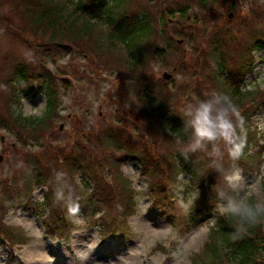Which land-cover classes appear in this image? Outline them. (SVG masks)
<instances>
[{
  "label": "trees",
  "instance_id": "16d2710c",
  "mask_svg": "<svg viewBox=\"0 0 264 264\" xmlns=\"http://www.w3.org/2000/svg\"><path fill=\"white\" fill-rule=\"evenodd\" d=\"M226 1L8 0L23 21L10 31L36 51L33 63H27L22 57L8 56L0 68L4 83L10 86L5 101L0 102V128H7L16 136L17 142L11 143L12 149L15 146L25 153V157L15 163L19 169L9 170L0 185V234L11 246L30 240L24 230L3 221L20 198L17 205H35L41 213L47 210L44 222L50 235L64 236L74 227L66 208L54 201L57 171L67 173L79 198L81 213L99 226L103 239L118 233L120 226H127L129 217L137 211L139 195L150 196L156 206L164 207L171 200L167 187L177 180L179 172H189L190 186H201L205 180L215 181L216 177L224 180L233 162H225L224 172H216L209 169V160L202 153L193 154L188 160L178 154L181 145L177 139L183 135V109L213 91L228 94L247 120V147L235 166L254 168L253 171L260 169L261 164L256 165L252 161L255 156L251 154L253 159H250L248 153L249 145L258 142L260 135L256 128L248 125L246 111L257 102L264 104V87L243 89L241 86L255 69L254 52L264 47V29L257 26L264 16L261 18L262 11L253 9L249 22L238 19L237 12H233L232 19H226L221 8ZM241 1L229 0L233 6L230 10ZM174 14H178L179 29L169 35L166 27ZM203 25L212 26V29L200 41ZM250 26H253L251 30ZM241 33H246L247 38L242 51L237 52L243 41L237 37ZM159 34L169 35V45L150 44ZM185 36L199 42L194 50L197 57L192 62L198 78L194 87L190 84L191 92L187 91L186 84L175 85L174 79L168 81L162 77L154 79L153 74L146 71L154 59L166 57L169 47L173 58L182 65L178 70L184 72ZM180 37H183L182 43H179ZM84 50L94 60L111 56L110 59L126 69L130 78L129 91L140 101L137 111L132 112L133 124L140 125L139 132L144 130L145 138L150 135L156 147L172 144L175 150L171 161L165 164L146 140L134 138L130 126L119 127L124 120L113 127L110 123L105 125L103 118L99 125L87 127L90 131L78 130L77 138L70 145L48 141L55 136L52 121L60 115V95L68 88L65 85L67 87L60 90L58 80H68L54 67L52 54H78ZM236 52L243 60L234 67ZM39 93L47 95L44 114L25 115L22 94L35 96ZM128 160L139 163L145 190H137L133 180L121 169ZM78 175L84 181L78 180ZM39 186L47 188L42 201L33 199L32 195ZM222 191L225 195L233 192L226 181ZM233 223L231 218L219 215L193 264L264 263L263 225L250 229L245 238L233 241Z\"/></svg>",
  "mask_w": 264,
  "mask_h": 264
},
{
  "label": "rangeland",
  "instance_id": "374dc122",
  "mask_svg": "<svg viewBox=\"0 0 264 264\" xmlns=\"http://www.w3.org/2000/svg\"><path fill=\"white\" fill-rule=\"evenodd\" d=\"M2 1L3 4L0 3V68L4 66L3 63L8 56L22 57L27 63H33L36 57L35 49L16 38L10 31L11 27L21 25L23 21L20 20V16H17L8 0ZM231 6L232 4L227 0L226 4L221 7L226 19H232L233 12H237L238 19L249 22L253 9L262 11L261 18L264 16V0H242L233 10H230ZM197 11L202 12V9ZM177 19L178 14L172 15L166 27L169 35L175 29H179L176 24ZM260 22L257 25L258 28L264 29V17ZM201 28L204 31L201 32L200 41L208 36L212 26L203 25ZM251 28L253 26H250L249 30ZM168 36L163 37L159 34L152 39L150 44L169 45ZM237 37L243 40L237 47V52H240L247 34L241 33ZM180 38L179 43H182L183 37ZM185 40L187 41L183 44L185 50L183 62L186 65H184V72L178 70L182 68V65L176 61L177 58H173L169 47L166 57L154 59L146 71L153 74L154 79L162 77L168 81L174 79L175 85L186 84L187 91L191 92L189 86L191 84L194 87L198 78L197 71H193L192 62L197 57L194 50L199 42L196 39L189 40L187 36ZM237 52L234 67L243 60ZM52 55L55 57L54 67L61 70L68 80H58L60 90L62 91L67 86L68 88L65 93L61 92L60 115L52 121L55 136L53 140L48 138V141L70 145L73 139L77 138L78 130L90 131L87 127L94 124L99 125L103 118L106 120L105 125L110 123L113 127L117 126L119 120H124L119 127L130 126L131 135L134 138L146 140L147 145L159 154L165 164L172 160V151L175 150L172 144L164 146L158 144L156 147L153 144V138L150 135L145 138L143 135L145 131L139 132L138 130L140 125L136 127V124H133L132 112L137 111L140 101L129 91L130 78L126 69L110 59L111 56L94 60L85 50L78 54L56 53ZM254 56L255 69L246 77L241 86L243 89H251L257 85L260 88L264 87V47L258 48ZM95 63L98 65L96 66ZM9 70L7 69V72ZM165 72L169 73L171 78H165ZM4 80V75L0 72L1 103L5 101V95L10 90V86L5 84ZM22 95L25 115L41 116L44 114L47 108V95L41 93L35 96ZM259 103L248 106L246 112L249 116L248 125L256 128L260 135L258 142L249 145L248 152L255 156L253 159L251 155L250 159H253L256 165L261 164L260 172L257 174L253 171L254 168L249 169L242 166L239 168L243 170L246 181L259 179L264 184V131L257 126L259 118L264 117V104L258 105ZM246 127L248 129L247 125ZM15 142H17L16 136L9 129L0 128V185L1 181L6 178L5 176L9 174V170L19 169L20 166L15 165L17 160L25 157V153L17 147L14 146L12 149L11 143ZM225 162L231 161H228L226 157ZM121 169L127 178L133 180V186L137 190L146 189V183L140 178L141 167L138 162L128 160L121 166ZM78 180L84 181L80 175H78ZM188 180L189 172L182 171L179 172L176 181L170 182L167 189L171 200L167 201L164 207L156 206L154 199L150 196L139 195L137 211L129 217L127 226H120L118 233L106 239L101 237L99 226L90 219L88 220L82 213L79 217H70L74 227L67 232V235H50L44 222L47 210L41 213L35 209V205H32L33 207L17 205V202L21 201L20 198L7 212L3 221L7 225L24 230L30 240L27 243L11 246L0 234V264H78L74 251L79 250L80 245L94 249L90 264H193L195 255L201 252L208 241L210 228L216 225L219 217L217 211L219 202L215 191L218 188L222 189L225 181L216 177L215 181L205 180L201 186H190ZM46 192V187L39 186L32 194L33 199L42 201ZM197 195L198 200L193 201V197ZM142 201H148L151 204L146 211H141ZM190 204L194 209L186 214L183 209ZM262 227L264 234V225ZM192 238H195V241L193 240L191 244ZM37 253L41 254L40 262L36 256ZM262 257L264 259V251Z\"/></svg>",
  "mask_w": 264,
  "mask_h": 264
},
{
  "label": "clouds",
  "instance_id": "9594fccd",
  "mask_svg": "<svg viewBox=\"0 0 264 264\" xmlns=\"http://www.w3.org/2000/svg\"><path fill=\"white\" fill-rule=\"evenodd\" d=\"M183 135L177 139L181 145L178 154L188 160L193 154L202 153L209 160V169L224 172L225 158L233 162V168L224 175V180L232 194L225 195L222 189L215 191L218 214L231 218L233 231L231 239L245 238L249 230L264 225V184L259 179L246 181L243 170L235 166L244 155L247 147L246 118L232 98L223 92L213 91L196 103H189L183 109ZM258 128L264 131V117L259 118ZM56 186L54 201L62 204L70 217L81 215V204L75 195L67 173L57 171L54 174ZM198 195L193 201L198 200ZM151 204L142 201L141 211ZM194 207L190 204L183 211L188 214ZM94 249L84 245L74 251L78 264H90Z\"/></svg>",
  "mask_w": 264,
  "mask_h": 264
},
{
  "label": "water",
  "instance_id": "95a60500",
  "mask_svg": "<svg viewBox=\"0 0 264 264\" xmlns=\"http://www.w3.org/2000/svg\"><path fill=\"white\" fill-rule=\"evenodd\" d=\"M230 17H232V14H230ZM164 77L167 78V79H169V78H171V75L169 73L165 72ZM61 128H63V125H61ZM3 139L4 138H2V140Z\"/></svg>",
  "mask_w": 264,
  "mask_h": 264
},
{
  "label": "bare ground",
  "instance_id": "6f19581e",
  "mask_svg": "<svg viewBox=\"0 0 264 264\" xmlns=\"http://www.w3.org/2000/svg\"><path fill=\"white\" fill-rule=\"evenodd\" d=\"M193 240L195 241V238H192V241L190 242L191 244L193 243ZM36 256L38 257V261H39V259H41V254L40 253H37Z\"/></svg>",
  "mask_w": 264,
  "mask_h": 264
}]
</instances>
